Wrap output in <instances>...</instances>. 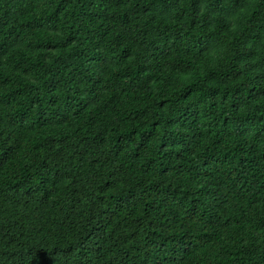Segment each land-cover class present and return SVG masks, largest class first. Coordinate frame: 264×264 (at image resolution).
I'll return each instance as SVG.
<instances>
[{"label":"trees","instance_id":"obj_1","mask_svg":"<svg viewBox=\"0 0 264 264\" xmlns=\"http://www.w3.org/2000/svg\"><path fill=\"white\" fill-rule=\"evenodd\" d=\"M0 264H264V0H0Z\"/></svg>","mask_w":264,"mask_h":264}]
</instances>
